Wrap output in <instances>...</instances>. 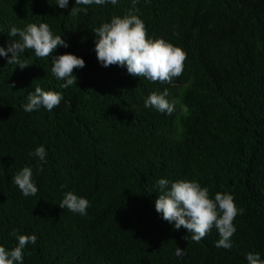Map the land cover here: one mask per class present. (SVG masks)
<instances>
[{
    "label": "trees",
    "instance_id": "trees-1",
    "mask_svg": "<svg viewBox=\"0 0 264 264\" xmlns=\"http://www.w3.org/2000/svg\"><path fill=\"white\" fill-rule=\"evenodd\" d=\"M75 6L87 12L69 15ZM129 10L148 38L187 53L171 84L97 60L93 30ZM41 22L69 45L54 55L72 53L85 67L74 72L77 84L61 88L51 58L26 50L32 65L21 69L0 57V246H17L16 230L37 236L22 264H248L249 252L264 260V0H69L67 9L57 0H0V47L12 26ZM36 86L61 92L59 107L26 113ZM165 88L177 101L172 115L144 104ZM40 145L47 163L37 174L29 153ZM24 166L33 168L35 196L13 182ZM161 178L195 180L212 198L234 196L245 211L234 220L231 249L215 247V228L197 244L156 212ZM68 191L90 201L86 216L59 207Z\"/></svg>",
    "mask_w": 264,
    "mask_h": 264
},
{
    "label": "clouds",
    "instance_id": "clouds-1",
    "mask_svg": "<svg viewBox=\"0 0 264 264\" xmlns=\"http://www.w3.org/2000/svg\"><path fill=\"white\" fill-rule=\"evenodd\" d=\"M105 3L117 5L118 0H75V5L84 6ZM135 3L136 0H133V5ZM68 4L69 0H57V5L62 9H67ZM81 11L87 12V8L81 9L75 6L69 15L76 16ZM93 32L96 36V57L103 67L112 65L126 67L127 73L134 77H143L153 83L162 84H171L184 71L187 53L162 38H148L145 23L133 14L132 10L123 16H113L110 22L102 23ZM8 36L10 40L7 48L0 47V57H5L7 64L18 65L21 69L32 65L30 59L23 58L25 51L31 50L37 58H51V74L65 81L61 88L77 84L74 72L84 68L85 61L72 53L54 55L58 47L67 48L69 45L63 37L54 35L47 23H29L23 29L12 26ZM9 86L14 87V82ZM168 97L167 88L160 93L152 92L144 102L145 107L172 115L176 110L177 101ZM26 99L27 103L23 105L26 113L38 111L41 107L50 112L59 107L63 95L61 92L45 91L36 86ZM29 155L38 158L36 173H42L44 171L42 165L47 163L45 146L36 147ZM12 179L24 197L35 196L39 191L32 167L24 166ZM157 186L159 195L155 201V210L165 221L174 224L175 230L183 227L191 234V240L198 244L215 228L220 237L215 242V247L231 249V238L237 231L234 220L245 211L237 207L232 194L216 192L212 198L207 187H202L199 182L188 179L172 182L161 178L157 181ZM90 206L88 199L72 191L66 192L59 203L61 209L66 208L81 216L88 214L87 209ZM10 235L16 237L18 245L10 251L0 246V264H22L26 246L36 244L37 236L21 235L16 230ZM183 239L187 240L188 236ZM185 255V250L177 246L175 257L182 258ZM246 259L248 264H264L259 253L249 252Z\"/></svg>",
    "mask_w": 264,
    "mask_h": 264
}]
</instances>
